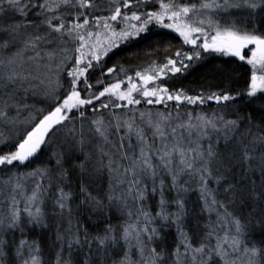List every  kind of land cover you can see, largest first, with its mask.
Here are the masks:
<instances>
[{"label":"snow or ice","instance_id":"6c2138e0","mask_svg":"<svg viewBox=\"0 0 264 264\" xmlns=\"http://www.w3.org/2000/svg\"><path fill=\"white\" fill-rule=\"evenodd\" d=\"M0 264H264V0H0Z\"/></svg>","mask_w":264,"mask_h":264},{"label":"trees","instance_id":"16d2710c","mask_svg":"<svg viewBox=\"0 0 264 264\" xmlns=\"http://www.w3.org/2000/svg\"><path fill=\"white\" fill-rule=\"evenodd\" d=\"M174 36H175V34H169V35L164 36V37L154 36V37H152V42H154L156 40H159V39H163L165 44L168 43L169 41H171L173 44H176V43H178V40L174 39ZM145 43H148V41H146ZM142 46L143 45H141V47ZM212 63L214 65V64L218 63V60L217 59H213ZM206 73H207V69H198L197 72L194 73L192 77H190V79H197L201 75L206 74Z\"/></svg>","mask_w":264,"mask_h":264}]
</instances>
